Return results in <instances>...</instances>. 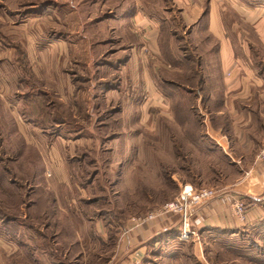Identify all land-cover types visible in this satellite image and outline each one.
Returning <instances> with one entry per match:
<instances>
[{"label":"rangeland","instance_id":"rangeland-1","mask_svg":"<svg viewBox=\"0 0 264 264\" xmlns=\"http://www.w3.org/2000/svg\"><path fill=\"white\" fill-rule=\"evenodd\" d=\"M261 22L264 0H0V53L19 68L0 84L19 88L23 121V139L13 121L0 140V264H264V217L203 231L200 203L184 238L181 214L161 213L187 182L215 190L204 203L243 201L223 197L244 175L231 146L197 141L209 126L192 85L225 36L264 53ZM157 219L171 242L145 260Z\"/></svg>","mask_w":264,"mask_h":264},{"label":"crops","instance_id":"crops-1","mask_svg":"<svg viewBox=\"0 0 264 264\" xmlns=\"http://www.w3.org/2000/svg\"><path fill=\"white\" fill-rule=\"evenodd\" d=\"M197 6L196 9L193 8L188 11L185 7H180L179 12L187 16L194 14L198 18L200 12L199 14L197 12L200 9L202 10V6L200 9ZM207 19V30L212 32L213 27L218 23L213 11H210ZM263 23L258 24L259 29L263 28ZM240 46L238 43L234 44L229 36H225L219 47V58H217L215 65L212 62V66L204 67L199 62L200 66L198 64L197 68L199 78L197 83L192 85L194 88H198L197 91H199L197 96L199 104L196 106L206 110L204 113L206 116L205 124L209 126V133L203 135L207 139L216 140L226 153H228L226 147L231 146L232 152L238 158V161L235 160V162L239 163L244 173L240 179H237V182L225 183L224 187L234 185L233 187H236L237 190L234 188L230 192L232 195L227 194L223 197L225 199L228 196L240 197L245 203L248 202L246 222L234 213L232 206H230V198L229 202L226 203L221 199L222 197H219L222 195H218L216 199L206 203H201L200 211H198L203 219L200 230H212L226 235L245 233L264 217V159L257 156L261 144L264 143V53L262 48L258 53L253 51L249 45L248 49L243 47L241 43ZM10 56L14 58L15 53L11 54L10 52L9 56L6 53H0V83L6 82V77H17L19 75L15 58L13 59ZM6 58L8 59L6 60ZM2 87L3 91H0V111L1 108L7 109L9 107L11 114H5L3 117L0 113V126L2 127L0 140L9 141L6 134L13 121L16 130H18L17 132L21 135L19 137L16 134L15 137L23 139V121H20L18 115L15 114L17 106L21 104L19 100L22 99L18 100L15 97L19 88H5L4 84ZM3 92L6 97L3 96ZM11 92L15 93L13 100L8 97ZM8 120L10 122L7 124ZM220 139L224 140L227 146L222 144L221 141L219 142ZM187 183L190 184V182ZM165 219H157L146 225V228L150 230L155 228L156 230L154 234L144 236L147 239L149 238L148 241H150L147 250L144 251L146 253L145 260L148 259L147 254L151 251L150 249L154 248L156 242L159 240L164 242V239H159L158 236L165 232L169 233L168 231L175 227L171 225L172 223H169V228L164 229L167 226L161 224L164 225ZM168 237L167 242L170 243V235ZM153 258L154 256L149 259L152 264H162Z\"/></svg>","mask_w":264,"mask_h":264},{"label":"built area","instance_id":"built-area-1","mask_svg":"<svg viewBox=\"0 0 264 264\" xmlns=\"http://www.w3.org/2000/svg\"><path fill=\"white\" fill-rule=\"evenodd\" d=\"M258 158L264 159V148L259 152ZM215 193L212 188H194L192 184H185L181 189L179 195L172 201L166 203L161 209L162 212H178L181 214L182 220V237L189 238L194 232L192 231V215L194 209L200 205L206 199L211 198ZM245 203L243 201H237L235 203V213L242 218L245 209ZM152 217V216H150ZM144 219L143 221H145ZM201 222V220H198ZM139 261V260H138ZM139 264V263H138Z\"/></svg>","mask_w":264,"mask_h":264},{"label":"trees","instance_id":"trees-1","mask_svg":"<svg viewBox=\"0 0 264 264\" xmlns=\"http://www.w3.org/2000/svg\"><path fill=\"white\" fill-rule=\"evenodd\" d=\"M198 123H199V125L201 126V123H202V121L201 120H199L198 121ZM198 139H197V141H198V143L201 145V144H204V145H207V138L205 137V135H203V133H200L199 134V136L197 137ZM208 146V145H207ZM208 147H210V145L208 146ZM0 159H2V157H0ZM37 205H38V202H37ZM8 220L9 218L7 217V218H5V217H1V220ZM108 221V220H107ZM169 236V233H167V232H165V233H163V234H161L160 236H158V238L159 239H161V238H163L164 239V241L166 240V242L168 241V237Z\"/></svg>","mask_w":264,"mask_h":264}]
</instances>
